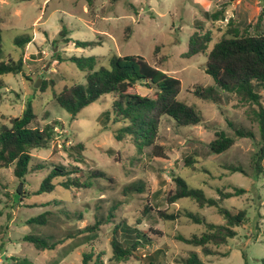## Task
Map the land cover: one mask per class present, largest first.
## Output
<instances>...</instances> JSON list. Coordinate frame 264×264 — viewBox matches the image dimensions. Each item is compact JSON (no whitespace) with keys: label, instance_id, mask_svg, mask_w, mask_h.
I'll list each match as a JSON object with an SVG mask.
<instances>
[{"label":"rangeland","instance_id":"1","mask_svg":"<svg viewBox=\"0 0 264 264\" xmlns=\"http://www.w3.org/2000/svg\"><path fill=\"white\" fill-rule=\"evenodd\" d=\"M215 13L219 16L213 21ZM228 23L241 33L264 32V0H0L1 58L24 61L22 73L0 77V125L20 116L28 102L35 115L32 127L42 129L53 121L61 124L46 149L31 152L33 172L23 181L13 176L11 168L0 170V264H80L82 253L90 249L103 252V264H109L111 230L122 221L142 230L152 228L161 236L138 250L140 261L120 264H149L150 259L154 264H180L178 261L191 251L198 254L202 264H261L264 182L254 175L252 164L259 147L256 124L235 96L219 92L220 105L195 98L192 91L196 86L207 88L213 82L204 74V55L183 56L190 35L198 28L211 34L208 52ZM24 37L31 38L25 47L14 44L15 39ZM69 40L98 45L81 49ZM114 55L139 57L178 79V99L195 106L202 117L201 124L185 128L166 118L161 121L156 144L163 147V159L153 157L149 148L138 153L128 140L116 142L113 127L102 130L99 115L110 109L112 95L102 96L74 119L53 99L64 87L84 83V74L65 59L95 57L99 65L106 66ZM130 92L153 96V91L143 86ZM236 128L250 131L254 138H236L225 153L210 154L208 144L216 133L234 137ZM76 144L84 146L82 163L76 162L77 155L69 150ZM188 158L192 159L191 166L185 165ZM57 165L77 167L84 175L88 170L101 171L105 178L95 180L90 188L57 187L51 194L34 195L40 181ZM234 167L242 172L232 173L230 168ZM172 175L180 176L190 187L201 188L208 197L216 198L218 188L245 191L222 202L233 212L244 210L248 222L243 228H235L236 236L227 245L215 248L216 256L205 257L199 249L176 241L178 235L188 238L202 233V226L193 224L186 213L215 224H221L222 218L214 209L200 210L187 199L169 204L166 199L174 191ZM137 183L142 184V193H123L126 186ZM16 190L22 196L17 204ZM46 203L48 206H43ZM112 206H116L114 220L99 227L94 241L74 236L77 229L92 225L95 218L105 219ZM145 208L152 210L142 217ZM153 209L179 218L174 222L158 220ZM46 211L50 213L48 225L27 224ZM67 234L74 236L73 240L45 252L22 240L29 235L49 239Z\"/></svg>","mask_w":264,"mask_h":264},{"label":"trees","instance_id":"2","mask_svg":"<svg viewBox=\"0 0 264 264\" xmlns=\"http://www.w3.org/2000/svg\"><path fill=\"white\" fill-rule=\"evenodd\" d=\"M208 16V15H205ZM219 13L212 15L213 21L217 20ZM194 31L187 43V52L183 55L189 59L196 55H204V74L212 79L213 86L203 88L196 86L192 95L198 100L220 105L223 92L235 96L248 108L250 118L256 124L259 133V147L253 155L252 164L254 175L264 182V32L249 35L239 32L238 28L228 27L223 35L213 44L211 34L208 32ZM61 32L60 36H64ZM31 41L30 37L15 39L14 44L25 47ZM68 42V41H66ZM76 48L97 46L96 42L70 41ZM158 49V48H157ZM156 49V50H157ZM2 40L0 31V77L4 75H18L22 73L24 61L20 58L14 61L10 58H2ZM58 58V56H57ZM59 59V58H58ZM61 60V59H59ZM65 61L71 62L77 70L84 74L83 84H71L64 87L53 99L57 106L67 112L74 119L81 110L96 102L104 95H112L113 100L110 109L99 115L102 130L113 127L112 134L116 142L130 141L138 153L149 148L155 158H164L163 147L156 144L161 121L166 118L172 121L176 127L185 128L201 124L202 117L193 105H188L178 99L181 83L158 68L147 64L136 56H111L107 59V65H99V59L95 57H70ZM3 83L0 80V88ZM136 86H143L153 91V96H141L130 91ZM35 119L31 103H26L24 110L18 117L10 118L8 123L0 125V170L12 169L13 176L23 181L30 174L31 152L37 149H46L54 140L55 129L60 128L58 121L47 123L42 129L32 127ZM236 138L253 139L250 131L243 128L234 129V137L224 132L216 133L215 138L208 144L210 154L220 155L229 150ZM69 150L77 155L76 162H83L82 152L84 146L76 144ZM192 159L185 160V165L191 166ZM232 173H241L239 168H230ZM72 174L76 177L71 178ZM105 178L101 171L88 170L84 175L77 167L53 166L52 169L40 181L36 196L51 194L57 187L63 190L69 188H90L95 180ZM174 183V191L168 194L166 199L169 204L181 199H187L200 210L214 209L222 218L221 224L208 222L205 217L193 213H186L185 217L195 225L202 226V233L184 237L176 236V241L184 245L199 249L205 257L216 256L215 248L227 245L228 241L236 236L235 228H243L248 219L244 210L231 211L222 206V202L232 197L245 194L243 189L233 187L232 192L218 188L215 190L217 197H208L201 188L190 187L180 176H171ZM264 189V183H263ZM14 197V203L22 197L18 194ZM141 183L126 186L123 189L125 195L142 193ZM43 206H48L46 203ZM116 206H112L105 219L95 218L92 225L84 229H77L76 237H82L85 242L94 241L97 238L101 225L112 223ZM151 208H145L142 217L149 216ZM154 210V209H153ZM158 220L174 222L179 218L175 214H167L164 211L154 210ZM48 211L27 221L28 225H48ZM96 217V216H95ZM80 219V217H78ZM138 220L136 224H139ZM74 236L67 234L57 238H43L39 236H25L23 241L34 246L39 252L54 250L67 239L73 240ZM161 236L158 231L149 228L138 229L122 221L113 226L109 240L110 258L109 264L127 263L130 260L140 261L137 252L140 249L153 244L154 238ZM103 252L96 253L94 249L83 252L80 264H103ZM243 257H245L243 255ZM150 259V257H149ZM180 264H202L198 254L188 252L187 257L178 261ZM26 264L25 261H23ZM149 264H154L150 259ZM161 264V263H156ZM264 264V259L261 260Z\"/></svg>","mask_w":264,"mask_h":264},{"label":"water","instance_id":"3","mask_svg":"<svg viewBox=\"0 0 264 264\" xmlns=\"http://www.w3.org/2000/svg\"><path fill=\"white\" fill-rule=\"evenodd\" d=\"M35 87H37V86H35Z\"/></svg>","mask_w":264,"mask_h":264}]
</instances>
